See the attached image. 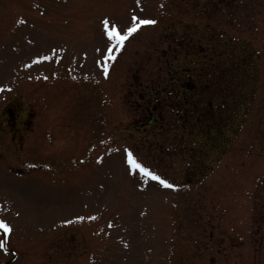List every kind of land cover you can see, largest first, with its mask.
Listing matches in <instances>:
<instances>
[{
	"label": "rangeland",
	"instance_id": "rangeland-1",
	"mask_svg": "<svg viewBox=\"0 0 264 264\" xmlns=\"http://www.w3.org/2000/svg\"><path fill=\"white\" fill-rule=\"evenodd\" d=\"M8 97L0 264H264V0H0Z\"/></svg>",
	"mask_w": 264,
	"mask_h": 264
},
{
	"label": "flooded vegetation",
	"instance_id": "flooded-vegetation-1",
	"mask_svg": "<svg viewBox=\"0 0 264 264\" xmlns=\"http://www.w3.org/2000/svg\"><path fill=\"white\" fill-rule=\"evenodd\" d=\"M245 47L247 46L245 45ZM181 69H183L186 72L190 70L189 66H184ZM176 71L174 72L172 71L173 73L169 72L170 81H168V84H165V86L163 87L161 86V88H158V87L150 88L149 86V91L147 93L148 105L152 103L153 97L161 101V97H159V95L164 94L165 91L167 90L166 86L168 87L169 85H171L172 82H175L178 88V83L173 79V76ZM179 86L180 88L182 87L181 84ZM171 94L172 92H169L167 96L166 94L163 95V96H166L165 101H168L173 98ZM3 104L4 105L0 106V134L5 135V136H10L12 140H15V138H18V141H19V139L22 138L23 131L25 130V128H28V125H29L28 124L29 118H28V115L26 114L27 110H25L23 105H21L16 100H14V98H6ZM180 108H181V105H180ZM143 112H144V115L142 117H144L147 114L146 111H143ZM156 120L157 119H156L154 112L149 111L148 116L145 119L144 125H151ZM142 126L143 124L141 125V123L134 125L135 128H140Z\"/></svg>",
	"mask_w": 264,
	"mask_h": 264
},
{
	"label": "snow or ice",
	"instance_id": "snow-or-ice-1",
	"mask_svg": "<svg viewBox=\"0 0 264 264\" xmlns=\"http://www.w3.org/2000/svg\"><path fill=\"white\" fill-rule=\"evenodd\" d=\"M139 2V0H137ZM156 21L151 19H141L137 17L135 14L132 16V23L129 27H127L123 32H121L115 24L109 23L107 18L103 21V26L105 29V33L108 36L110 41L115 42V50H119L120 47L123 46L124 42L127 38L134 32L140 28L141 25L145 24H154ZM114 47L112 44L109 45L107 53L104 57L105 60L109 58H114L113 56ZM105 69L107 68V64L104 65ZM127 162L134 170H139L144 176L151 178L152 180L159 181L160 184L166 187H176L177 185L170 183L167 179L162 178L155 171L151 170L148 167H145L144 164L140 163L137 158L132 154L131 151L127 153ZM77 219H82V217H77ZM0 229H3L5 232H10L11 226L6 223L4 220L0 219ZM4 245V241H0V247Z\"/></svg>",
	"mask_w": 264,
	"mask_h": 264
}]
</instances>
